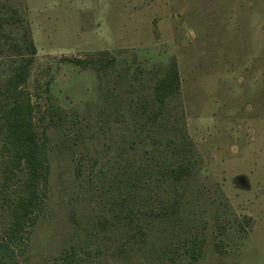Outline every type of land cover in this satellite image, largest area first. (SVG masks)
Instances as JSON below:
<instances>
[{
	"label": "rangeland",
	"instance_id": "obj_1",
	"mask_svg": "<svg viewBox=\"0 0 264 264\" xmlns=\"http://www.w3.org/2000/svg\"><path fill=\"white\" fill-rule=\"evenodd\" d=\"M25 33L49 177L17 264H264V0H0V85Z\"/></svg>",
	"mask_w": 264,
	"mask_h": 264
},
{
	"label": "trees",
	"instance_id": "obj_2",
	"mask_svg": "<svg viewBox=\"0 0 264 264\" xmlns=\"http://www.w3.org/2000/svg\"><path fill=\"white\" fill-rule=\"evenodd\" d=\"M22 52L12 60L11 71L0 85V119L4 123L1 148L9 155V163L23 172L24 180L20 192L11 202V219L1 231L0 264H17V257L24 250L30 229L43 208L46 195L49 164L47 146L35 125V104L24 90L29 77L36 47L27 33L23 34ZM180 79L176 62L168 65L166 72L154 83L153 98L164 103L179 91ZM188 174V167L178 165L171 169V177L180 180ZM202 241L191 247V257L201 254ZM66 264L72 262L70 253L64 257Z\"/></svg>",
	"mask_w": 264,
	"mask_h": 264
}]
</instances>
